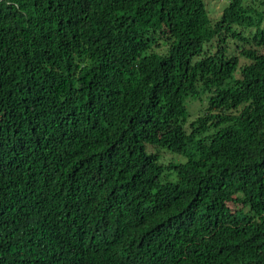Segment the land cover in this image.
<instances>
[{"label": "trees", "instance_id": "trees-1", "mask_svg": "<svg viewBox=\"0 0 264 264\" xmlns=\"http://www.w3.org/2000/svg\"><path fill=\"white\" fill-rule=\"evenodd\" d=\"M0 264H264L263 11L0 0Z\"/></svg>", "mask_w": 264, "mask_h": 264}, {"label": "rangeland", "instance_id": "rangeland-1", "mask_svg": "<svg viewBox=\"0 0 264 264\" xmlns=\"http://www.w3.org/2000/svg\"><path fill=\"white\" fill-rule=\"evenodd\" d=\"M231 0H204L208 16L211 21H216L221 18V15L224 9L229 5ZM243 5L247 6L253 12L263 11L264 13V0H242ZM214 43V42H213ZM214 45V44H213ZM189 111L191 113V118L194 119L200 110L199 102H193L192 99L188 101ZM200 110V111H199ZM170 153L167 158L182 160L183 158L180 155Z\"/></svg>", "mask_w": 264, "mask_h": 264}]
</instances>
